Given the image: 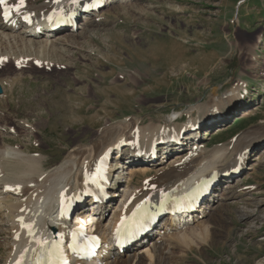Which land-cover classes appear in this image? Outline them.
I'll return each instance as SVG.
<instances>
[{"label": "rangeland", "instance_id": "374dc122", "mask_svg": "<svg viewBox=\"0 0 264 264\" xmlns=\"http://www.w3.org/2000/svg\"><path fill=\"white\" fill-rule=\"evenodd\" d=\"M117 1L104 11L108 21L91 27L96 30L92 38L78 37L72 44L59 46V51L30 54L33 59L20 53L24 59H32L27 61L41 62L42 67L36 63L37 72L15 67L14 62L7 67L0 65V83L6 89L0 96V112H6L11 128L24 132L27 120H43L41 135L32 133L34 139L30 140L24 133L19 140L24 150L35 141L40 143L34 154L44 153L50 167L63 160L67 144L76 136L89 143L108 115L115 123L134 116L148 123L159 121L173 110L185 112L207 99L215 87L228 90L248 79L253 88L251 97L198 133L209 149L221 143L228 145L233 136L244 133L255 137L258 144L248 167L231 181L232 185L223 183L216 190L217 198L222 199L214 204L212 218L201 219L210 223L209 242L196 245L197 252L172 245L164 262L263 264L264 0ZM85 129L89 131L84 135ZM5 139L14 141L17 136L8 134ZM188 148H182L175 157L185 156ZM141 177L136 182L141 183ZM128 187L126 192L131 190ZM246 208L252 213L248 219L241 215Z\"/></svg>", "mask_w": 264, "mask_h": 264}, {"label": "bare ground", "instance_id": "6f19581e", "mask_svg": "<svg viewBox=\"0 0 264 264\" xmlns=\"http://www.w3.org/2000/svg\"><path fill=\"white\" fill-rule=\"evenodd\" d=\"M90 1L93 0H76L75 3L73 0H23L21 5L20 0H7L6 6L13 8L14 16L10 21H4L1 15L3 6H0L1 67L10 66L11 62L17 64L21 61L18 68L26 67L27 71L31 73L37 72L36 63L38 64L37 67H42V65H39L41 62L37 59L34 62L27 61L33 59L30 54H42L50 50L55 51L59 46L63 48L67 44L66 42H74L78 37L83 36L90 39L95 36L96 30L91 27L100 26V24L108 21L104 10L113 4H106L107 6L103 8L101 13L95 14V16H92V14L84 16L78 29L82 24L85 23L86 25L79 33L76 29H70L69 33L65 34L47 32L41 34L37 33L36 26H28L22 19L23 14L26 12L32 13L34 19H48L50 12H59L60 10L65 12L72 8L77 9L85 2ZM57 50L59 51V49ZM20 53H27L32 59L30 57L24 59L22 57L23 54L20 55ZM51 54L54 53L51 52ZM56 57L55 60H57ZM49 59L51 60V57ZM59 62H62L61 58ZM70 65L68 66L70 67ZM212 90L210 95H214V98L208 99L205 106H215L213 108H216V105L220 104L219 100L224 97L223 93L229 91H221L217 87ZM5 94L4 89L0 96ZM240 96L241 93L236 94L234 97ZM191 108H193L192 112L194 115L196 110L193 106ZM52 116H54V112L51 114ZM214 117L206 118L205 115L202 119L205 118V123H207ZM112 119L113 117L108 115L107 121L102 122L97 129L96 134L98 136L95 134L89 143H83L85 139L81 140L80 135L76 136L72 142L67 144V151L65 157L62 158L63 160L47 167L48 162L45 160L48 159L44 153L34 154V151L38 150L40 143H32L29 145V149L25 148L24 150L22 148L24 144L19 140V137L24 135V133L31 137L30 140L34 139L32 133L39 132L41 135L40 130L45 126L41 123L43 120L39 118L31 123L27 120V124H24L26 127L24 132L16 127L11 128L12 125H9L6 112L0 115V234H2L0 240V264H25L23 263L24 258L32 250L36 253L40 251L43 244L49 239L46 231L54 226H57V230L65 236L64 231H67L68 227L56 222L55 201L60 200L62 196H67L68 198L83 193L85 188L90 186L91 176L95 171L96 159L105 152L108 153L119 148L122 144L129 145L121 151L115 152L116 155H113L114 162L109 167V174H113L115 170L119 177L110 187V193L124 192L128 186H131L130 188L128 187L131 190L125 191L126 195L121 199L120 205H118V208L107 223L104 222L105 215L100 216L99 222H97V231L104 236L110 234L108 230L117 225L118 221L131 215L137 207H155L160 203L161 199H169L174 192L184 189L185 185L198 183L202 178L210 177L213 172L227 171L228 167L236 166L237 163L243 168L244 157L258 144V140L255 137L244 133L242 136H238L232 148H230V145L227 146V144L221 143L209 149L208 145H202L201 138L190 134L182 140V144L185 142V147L189 146V154L175 157L182 150L183 145H178L175 148L170 146L165 148V152L160 159L153 162L150 159H145V157H136L134 155L135 151L138 150L136 149L138 138L152 133L156 134V132L157 134L164 133V135H169L171 129H173L172 134L176 135L182 127L188 130L191 124L183 122L181 125H174L170 117H165L159 121L151 120L147 124L143 118L138 116L126 117L116 123ZM199 119L202 120L201 117ZM87 125L92 128L91 123ZM24 126L19 124L20 128H24ZM70 127L72 128L73 125L71 124ZM72 130L75 131V127ZM88 131V129H85L82 134L85 135ZM8 134L17 136V139L14 141L9 139V142H7L5 136ZM146 143H149V138H147ZM146 152L148 153V151ZM224 160L228 162L224 164ZM129 162L133 164L128 167L125 173L120 175L118 172H123L124 169H121L122 171H116V169L125 168L126 165L124 163L127 164ZM165 163H167V166L159 169ZM152 172L154 174L150 177L148 174ZM123 174H127L126 181H123ZM139 176L143 178L141 183L136 182V178ZM146 179L147 182H145ZM228 184L226 187L233 183L229 182ZM221 199L217 198V193L212 194L204 204V208L197 213L191 222L182 226L171 223L169 225L164 224L161 229L157 227L158 230L156 229V231L132 246L128 251L105 258L103 264H166L164 260L169 258L166 254H169L172 245H180L182 248L186 246L190 252H197L196 245L202 246L204 244L205 246V243L209 242L208 238L210 237V223L208 224L200 219L209 215L212 218L213 206ZM110 202L108 201L100 207L108 211L112 205V202ZM247 209L241 210V215L245 216L246 219L252 215ZM19 217L21 218L20 221L17 220ZM213 218L216 219L214 216ZM221 219L222 221L225 220L222 216ZM28 223H34V234L30 230H26ZM18 234L19 239H16ZM184 254H186L185 251Z\"/></svg>", "mask_w": 264, "mask_h": 264}, {"label": "snow or ice", "instance_id": "6c2138e0", "mask_svg": "<svg viewBox=\"0 0 264 264\" xmlns=\"http://www.w3.org/2000/svg\"><path fill=\"white\" fill-rule=\"evenodd\" d=\"M73 2L75 3L76 0H73ZM20 4L22 5L23 4V0H20ZM7 5V0H0V6H5L4 7V16L5 18L8 17L9 15V12H10V8L6 6ZM27 19V17H25ZM53 255V253H50L49 256H50V259L48 260V264H67L66 260L63 259L62 255L59 259L57 260H53L51 259V256ZM37 264H40L39 261H37Z\"/></svg>", "mask_w": 264, "mask_h": 264}, {"label": "water", "instance_id": "95a60500", "mask_svg": "<svg viewBox=\"0 0 264 264\" xmlns=\"http://www.w3.org/2000/svg\"><path fill=\"white\" fill-rule=\"evenodd\" d=\"M2 91V88L0 87V92Z\"/></svg>", "mask_w": 264, "mask_h": 264}]
</instances>
